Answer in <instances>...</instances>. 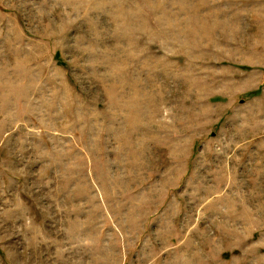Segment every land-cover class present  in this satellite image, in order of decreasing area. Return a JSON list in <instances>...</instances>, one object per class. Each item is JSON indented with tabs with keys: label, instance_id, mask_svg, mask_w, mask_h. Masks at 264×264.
Segmentation results:
<instances>
[{
	"label": "rangeland",
	"instance_id": "374dc122",
	"mask_svg": "<svg viewBox=\"0 0 264 264\" xmlns=\"http://www.w3.org/2000/svg\"><path fill=\"white\" fill-rule=\"evenodd\" d=\"M0 264H264V0H0Z\"/></svg>",
	"mask_w": 264,
	"mask_h": 264
}]
</instances>
